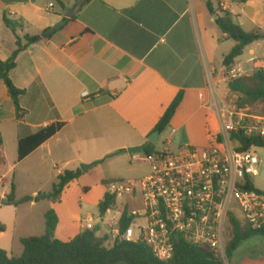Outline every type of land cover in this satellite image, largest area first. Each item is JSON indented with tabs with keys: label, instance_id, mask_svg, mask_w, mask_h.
<instances>
[{
	"label": "crops",
	"instance_id": "obj_1",
	"mask_svg": "<svg viewBox=\"0 0 264 264\" xmlns=\"http://www.w3.org/2000/svg\"><path fill=\"white\" fill-rule=\"evenodd\" d=\"M62 2L64 7L54 0H0L2 62L16 50L17 39L24 45L25 36L41 37L19 53L10 74L14 86L25 91L20 120L0 82L2 162L6 140L16 149L15 162L8 165L0 183L13 173L16 184L23 174L28 182L53 185L64 172L81 171V165L116 155L128 157L127 149L150 144L148 137L179 94L182 101L168 128L152 145L154 152L165 147V139L170 142L169 150L205 148L220 133L214 108L206 106H213L216 100L233 106L227 100V70L239 67L245 75L264 70V40L247 46L230 67L222 65L235 42L220 32L217 15H210L206 6L210 2L218 15L229 13L233 24L246 33L264 32V0H92L74 20L44 38L46 31L59 27L76 3ZM4 17L22 29L13 33ZM261 106L264 103L256 108ZM250 115L264 118V112ZM57 123L63 124L60 131L17 161L21 138ZM172 129L175 133L171 135ZM81 189L84 193L90 190ZM7 195L2 193L0 200ZM51 208L59 219L58 240L68 242L82 232L83 220L70 219L64 232L69 237L59 239L62 219L57 203ZM236 219L244 224L238 215ZM72 223H77L73 230ZM95 232L98 236L99 231ZM236 253L231 264H264V250L241 257Z\"/></svg>",
	"mask_w": 264,
	"mask_h": 264
},
{
	"label": "built area",
	"instance_id": "obj_2",
	"mask_svg": "<svg viewBox=\"0 0 264 264\" xmlns=\"http://www.w3.org/2000/svg\"><path fill=\"white\" fill-rule=\"evenodd\" d=\"M243 75L239 67L227 70L228 80ZM206 108L216 112L219 135L205 148L185 146L170 151L166 141L161 151L143 157L131 155L132 161L147 163L150 173L140 180L106 184V194L116 203L96 219L92 215L83 219L82 232H95L101 226L111 244H143L160 261L173 257L175 242L181 238L213 252L225 264L230 215L237 218L239 211L245 225L264 230V192L243 189L248 180L258 176L260 158L255 147L238 151L239 143L232 139L239 132L264 138V118L223 101L216 100ZM174 133L172 129L170 134ZM124 197L139 198L140 209L131 210L127 203L119 209L117 199ZM124 215L130 222L121 231Z\"/></svg>",
	"mask_w": 264,
	"mask_h": 264
},
{
	"label": "trees",
	"instance_id": "obj_3",
	"mask_svg": "<svg viewBox=\"0 0 264 264\" xmlns=\"http://www.w3.org/2000/svg\"><path fill=\"white\" fill-rule=\"evenodd\" d=\"M60 7L63 6L62 0H54ZM77 1V0H75ZM92 0H86L83 7ZM243 2L250 0H242ZM210 15H217L215 24L220 32L227 39L235 42V46L230 53L224 57L222 65L230 67L234 61L239 58L244 49L254 42L264 40V32L257 30L252 33L244 32L239 26L231 21L227 12H220V15L214 11L210 2L206 3ZM63 18L58 30H61L68 22L75 19ZM6 26L15 33L22 29V26L16 22L9 21L4 17ZM47 32V31H46ZM40 36H25L23 45L19 39L16 42V50L6 62L0 60V82H3L6 88L7 96L11 100L17 120H20L24 110L20 108V101L25 95V91L16 88L10 78L11 72L16 68V58L27 46L37 43ZM227 100L233 106L248 114L255 113L256 106L264 103V70L259 69L250 74L243 75L236 79H230L227 84ZM182 101V94H179L153 130L162 134L169 126L177 108ZM63 124L57 123L44 127L34 134L21 138L17 144V161L20 162L47 140L52 138ZM232 139L239 143L238 151H247L252 147L264 148V138L259 136L246 137L242 132L234 134ZM2 140L0 139V148ZM123 153V151L117 152ZM154 153V147L147 144L144 149L145 155ZM82 175L81 171H66L59 175L56 182L52 185L51 192L48 194H38L36 198L26 197L21 203H35L39 200H48L52 203H58L61 196L69 184L78 180ZM105 184V183H104ZM244 190H254L259 192L251 181H247L243 187ZM15 185L10 186V193L5 197L9 204L17 206L14 202ZM116 203L114 197L105 194L103 200L98 205L100 215H104L108 209ZM45 228L44 234L40 237H26L20 239L23 251L20 257H10L0 249V264H224L213 252L188 244L183 239H177L173 257L167 261L156 259L151 250L140 243H129L125 241H116L113 244L108 242L107 238L99 239L95 232H81L68 242H62L55 238L56 229L59 223L56 212L51 209L44 215ZM130 219L124 215L121 221V231H124L129 225ZM231 237L227 242L225 254L229 260L236 252L239 246L255 237H264V230H253L244 225L234 216L230 215ZM6 231L5 225L0 223V234ZM111 244L106 247L104 244Z\"/></svg>",
	"mask_w": 264,
	"mask_h": 264
},
{
	"label": "rangeland",
	"instance_id": "obj_4",
	"mask_svg": "<svg viewBox=\"0 0 264 264\" xmlns=\"http://www.w3.org/2000/svg\"><path fill=\"white\" fill-rule=\"evenodd\" d=\"M219 90L222 92L223 87L220 86ZM255 111L264 112V106L257 107ZM165 141L168 140L165 139ZM156 148L160 149L159 145ZM170 151H174V149H170ZM255 151L261 163L258 168V176L253 178L252 183L258 191L264 192V148H256ZM134 155L143 157V153ZM2 157L3 155L0 154V178L6 173L8 165H12L16 159V149L12 141L6 140L4 162H2ZM128 157L116 155L104 159L91 170L82 173L80 178L65 191L61 201L57 203V210L62 219L57 236L59 239L64 240L66 239L65 237H69V234L67 236L64 234L65 222L67 220L75 218L77 222H80L88 215H92L95 219L97 218L99 213L98 205L103 200V196L107 191L106 184L114 181L131 182L140 180L150 173V167L147 163L131 161L130 155ZM22 169L23 166L18 167L17 172ZM12 179L13 173H10L7 175V179H4L0 183V196L2 193L9 194L11 183H14L16 188L14 202L18 203L17 206L8 204L0 207V223H3L7 228L6 233L0 236V249L6 251L11 257H19L23 251L19 239L42 236L45 228L44 214L53 209L51 208L53 203L45 199L33 204L21 203V201L26 197L36 198L38 194H48L51 192L52 182H28L23 177V174L18 184L15 181L12 182ZM84 186L90 189L88 193L82 191L81 188ZM126 203L129 204L131 210H139L141 207L139 198L136 200L127 197L117 199L119 209ZM237 215L239 218L242 217L239 211ZM76 225L77 223H72L71 229L73 230ZM97 230L99 231L97 238H107L109 240L105 229L103 230L101 227H98ZM226 232V240L229 241L231 237V226L229 224L226 226ZM104 245L106 247L111 246L108 243ZM249 246H257L258 248L250 249ZM262 248H264V237L255 236L253 240L245 241L240 245L239 249L236 250V256L241 257L247 254H257L264 250ZM225 264H231L230 259Z\"/></svg>",
	"mask_w": 264,
	"mask_h": 264
},
{
	"label": "water",
	"instance_id": "obj_5",
	"mask_svg": "<svg viewBox=\"0 0 264 264\" xmlns=\"http://www.w3.org/2000/svg\"><path fill=\"white\" fill-rule=\"evenodd\" d=\"M85 3H86V0H77L75 5L73 6V8H71L69 11H67L65 13V18L71 19L72 17L76 16ZM214 18H216V16H214ZM57 30H58V27H55V28L49 30L48 32H46L45 34H43L42 36L44 38H49ZM159 135H160L159 132L152 133L148 137V143H150L151 145H156ZM144 149H145V146H140V147H136V148H129V149H127V153L129 155L144 153ZM98 164H99V162H94V163L88 164V165H81L80 170L83 173H85V172L91 170L92 168H94ZM8 204H9V200H7L6 198L0 200V205H8Z\"/></svg>",
	"mask_w": 264,
	"mask_h": 264
}]
</instances>
